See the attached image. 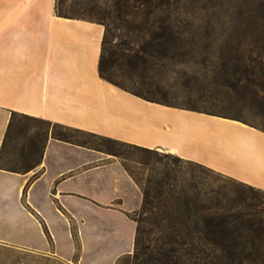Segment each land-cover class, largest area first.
Listing matches in <instances>:
<instances>
[{
    "label": "crops",
    "instance_id": "obj_1",
    "mask_svg": "<svg viewBox=\"0 0 264 264\" xmlns=\"http://www.w3.org/2000/svg\"><path fill=\"white\" fill-rule=\"evenodd\" d=\"M105 31L97 21L58 15L56 0H0V150L18 112L163 147L264 190V129L149 101L104 79L99 64ZM184 120L207 128L193 130L182 144ZM142 200L140 186L119 160L50 136L35 168L0 169V242L65 262L111 264L130 251L136 222L129 214ZM127 229L130 239L122 233Z\"/></svg>",
    "mask_w": 264,
    "mask_h": 264
},
{
    "label": "rangeland",
    "instance_id": "obj_2",
    "mask_svg": "<svg viewBox=\"0 0 264 264\" xmlns=\"http://www.w3.org/2000/svg\"><path fill=\"white\" fill-rule=\"evenodd\" d=\"M95 1L102 13L108 10L112 3V0ZM150 1L156 3L159 0ZM257 2V0H183L181 9L169 19L174 25L173 33H163L161 30L157 32L154 29L149 32L146 25L152 22L153 17L146 24L145 17L141 14L129 17L125 22H115L108 17L100 19L99 15H96L92 19L103 24L106 30L104 74L109 81L131 92L157 99L162 104L193 108L199 112L239 119L264 129V90L260 85L264 70V33L242 35L229 29L230 25L242 21L238 13L241 7H246L247 17L256 24L258 22L256 11L259 5ZM71 3L72 0H67L66 8H69ZM141 3L142 0H130V4L135 6H140ZM134 10L138 12V9ZM160 14L165 16V13ZM210 19L213 20L214 29H207V22ZM150 43L154 46L149 48ZM166 48L169 49L166 51ZM142 49L145 51L142 52ZM140 52L145 59L136 57ZM242 53H245V59L248 61L247 67L255 71L253 75L255 83L250 84L248 90L244 88L246 81L242 70L246 66L243 65ZM226 69L230 71L228 75L225 74ZM226 78H230L236 86L225 85ZM240 78L243 79L239 81ZM47 129L51 133L52 128L46 124L16 116L7 157L19 165L33 163L39 158L45 137H39L33 148L31 139ZM74 138L87 141V145L119 160L123 166L128 164L139 176L146 177L152 166L144 164L147 154L125 145L122 141L87 135H77ZM31 148L33 154L22 157V153L30 152ZM149 149L160 154L171 153L163 147ZM212 171V179H216L217 186L227 185L228 189L239 187L237 184L239 180L215 169ZM240 192L248 201L256 204L257 209L264 211V190L256 192L240 186ZM129 231L127 229L122 232L128 239ZM72 234L77 251L81 254V235L75 228ZM134 234L135 230L131 246L126 247L130 251L117 256L111 264H135L127 257L134 251ZM243 240L246 241L245 238ZM256 241L264 242L261 239ZM0 264H78V262H65L51 253L0 242Z\"/></svg>",
    "mask_w": 264,
    "mask_h": 264
},
{
    "label": "trees",
    "instance_id": "obj_3",
    "mask_svg": "<svg viewBox=\"0 0 264 264\" xmlns=\"http://www.w3.org/2000/svg\"><path fill=\"white\" fill-rule=\"evenodd\" d=\"M182 1L159 0L154 3L150 0H142L140 6H135L130 4V0H112L110 8L102 13L95 0L84 2L72 0L69 8H66L67 0H56V12L60 16L88 20H93L94 16L99 15L100 19L108 17L115 22H125L129 17L141 14L145 17L146 24L153 17L152 22L146 25L149 32L154 29L157 32L161 30L163 33H173L174 25L169 19L181 9ZM257 1L259 3L258 12L256 11L258 22L253 24L246 15V7H241L238 13L242 21L239 20L236 25H230V30L238 31L242 35L264 33V0ZM134 8L138 9V12ZM160 13H165V16H161ZM242 16L247 18L244 19ZM214 28L213 20L210 19L207 22V29ZM105 37L99 71L101 77L109 81L104 74ZM152 46L154 44L150 43L149 48ZM167 49L169 48L165 50ZM144 51L142 49V52ZM142 52L137 53L136 57L145 59ZM241 56L244 61L243 65L246 66L242 70L246 81L244 88L248 90L249 85L255 83L253 78L255 71L247 67L248 61L245 59V53ZM228 73L230 71L226 69L225 74L228 75ZM242 79L240 78L239 81ZM225 85L235 87L236 83L226 78ZM260 85L264 90V70ZM132 93L149 101L161 103L143 94ZM16 116H23L52 128L51 133L47 129L32 137V148L36 146V140L39 137H45L39 158L33 163L27 162L19 165L7 157ZM77 135L105 137L50 120L13 112L0 150V169L25 173L35 168L41 162L46 142L50 136L95 148L87 145V141L75 139ZM111 140L117 141L113 138ZM123 143L147 154L144 164H152L146 177L139 176L128 164L124 165L143 192L141 207L130 215L136 222V228L134 251L127 255L128 258H131L135 264H264V249H262L264 242L256 241L257 239L264 240V211L257 209L256 204L240 194V186L256 192H260V189H255L241 181H237L239 187L234 189H228L227 185L217 186L216 179H212V169L199 162L184 159L176 154H160L147 147ZM32 148L30 152L22 153V157L32 155ZM231 191L233 192L229 193Z\"/></svg>",
    "mask_w": 264,
    "mask_h": 264
},
{
    "label": "bare ground",
    "instance_id": "obj_4",
    "mask_svg": "<svg viewBox=\"0 0 264 264\" xmlns=\"http://www.w3.org/2000/svg\"><path fill=\"white\" fill-rule=\"evenodd\" d=\"M206 128H207L206 126H204L203 124H201L197 121L184 120L183 122H181L180 127H179L180 143L187 144L192 138L193 130L194 131H201V130H204Z\"/></svg>",
    "mask_w": 264,
    "mask_h": 264
}]
</instances>
